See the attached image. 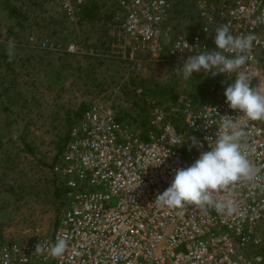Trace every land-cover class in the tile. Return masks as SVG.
<instances>
[{
	"label": "built area",
	"instance_id": "built-area-1",
	"mask_svg": "<svg viewBox=\"0 0 264 264\" xmlns=\"http://www.w3.org/2000/svg\"><path fill=\"white\" fill-rule=\"evenodd\" d=\"M118 6L121 16L107 25V47L132 69L146 62L182 66L189 56L218 51L215 31L228 25L234 36L252 37V44L243 53L223 54L244 55L238 71L264 94V0H199L198 25L183 30L173 23L174 0H119ZM74 49L70 43L68 51ZM222 76L215 81L226 86L237 73ZM220 115L240 125L241 151L254 176L214 193L226 205L223 212L159 206L156 196L175 171L209 150L207 137L215 140ZM139 121L120 118L103 100L80 113L51 167L58 185L52 232L0 242V264H264V120L230 109L220 93L205 103L179 95ZM59 238L67 247L53 258L49 249Z\"/></svg>",
	"mask_w": 264,
	"mask_h": 264
},
{
	"label": "rangeland",
	"instance_id": "rangeland-1",
	"mask_svg": "<svg viewBox=\"0 0 264 264\" xmlns=\"http://www.w3.org/2000/svg\"><path fill=\"white\" fill-rule=\"evenodd\" d=\"M10 1L27 16L9 17L0 0V242L52 232L58 185L51 167L89 104L109 101L120 118L136 122L156 104L179 95L209 102L231 84L203 71L185 80L171 62H146L136 71L111 54L107 25L121 16L119 0ZM174 1L175 27L197 26L199 0L185 4L189 20ZM84 5H96L102 18L79 23ZM259 230L264 240V222Z\"/></svg>",
	"mask_w": 264,
	"mask_h": 264
},
{
	"label": "clouds",
	"instance_id": "clouds-1",
	"mask_svg": "<svg viewBox=\"0 0 264 264\" xmlns=\"http://www.w3.org/2000/svg\"><path fill=\"white\" fill-rule=\"evenodd\" d=\"M213 39L218 51L189 56L182 66L176 68L177 75H182L183 79L188 80L194 73L199 74L202 71L212 76L236 72L234 82L227 84L224 89L225 103L248 120H264V94H260L250 86V79L245 72L238 71L245 65L246 57L242 54L232 57L223 54L224 52L243 53L251 47L252 37L234 36L229 26L223 25L216 29ZM13 47L10 41V57ZM220 116L222 119L215 140L213 141L211 136L207 137L209 150L202 152L188 167L178 168L175 171L170 185L156 196V203L159 206L183 209L188 205H195L214 207L216 211L223 212L226 205L217 202L214 193L227 190L237 182L254 176L257 170L241 151L240 141L244 133L240 125L230 115ZM192 143L195 146L199 142L193 137ZM38 246L39 242L35 248ZM66 247V239L59 238L50 246L49 254L53 258L60 257Z\"/></svg>",
	"mask_w": 264,
	"mask_h": 264
},
{
	"label": "trees",
	"instance_id": "trees-1",
	"mask_svg": "<svg viewBox=\"0 0 264 264\" xmlns=\"http://www.w3.org/2000/svg\"><path fill=\"white\" fill-rule=\"evenodd\" d=\"M190 1H194V0H179V3H182V6H181L182 9L181 10H182V12H184L183 17L185 18V20H189L191 18L190 17L191 11L187 7H185V4H187ZM183 2H184V4H183ZM176 4L177 3L174 1V7H176ZM4 5L6 7L7 14L9 17L19 16L20 14L27 16L25 14V11L20 6H16L10 0H4ZM95 9H96V5H93V7L89 6V5H84V7H82V9L79 11V16L77 19V20H79L78 22L83 24L82 21L85 22L86 20H95V19L98 20V18L101 19L102 16H100L101 15L100 12H97V13L94 12ZM178 20H180V19H178ZM82 111L79 112V115ZM146 116H147V114H146ZM146 116H144V118H142L140 121L145 122Z\"/></svg>",
	"mask_w": 264,
	"mask_h": 264
},
{
	"label": "crops",
	"instance_id": "crops-1",
	"mask_svg": "<svg viewBox=\"0 0 264 264\" xmlns=\"http://www.w3.org/2000/svg\"><path fill=\"white\" fill-rule=\"evenodd\" d=\"M197 15V14H196ZM175 20H178V19H175Z\"/></svg>",
	"mask_w": 264,
	"mask_h": 264
}]
</instances>
